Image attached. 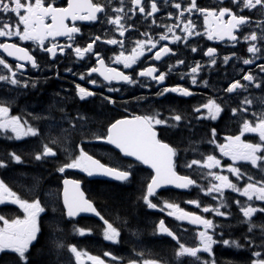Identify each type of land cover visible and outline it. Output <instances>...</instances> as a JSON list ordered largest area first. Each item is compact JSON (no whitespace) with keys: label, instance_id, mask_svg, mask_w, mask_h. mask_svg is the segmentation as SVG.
Instances as JSON below:
<instances>
[{"label":"snow or ice","instance_id":"obj_1","mask_svg":"<svg viewBox=\"0 0 264 264\" xmlns=\"http://www.w3.org/2000/svg\"><path fill=\"white\" fill-rule=\"evenodd\" d=\"M163 4L167 7L168 18L175 15L177 23L175 25H158L165 29L164 33L159 35L158 39L153 37L146 31L138 33L142 39L131 40L132 35L129 33L130 43L134 46L130 50V54L126 55L124 40L110 38L102 40L101 35H92L90 37L77 36L81 34V27L77 22L96 23L100 22L112 25L119 32L120 37L125 36L128 29L122 24V20L128 17V12L135 15L137 12L142 14L144 19L154 17L157 13H161L157 0H130L128 11H125V0H105L101 3L99 0H0V16L6 17L7 21L0 20V38H16V42H0V51L4 55H0V82L5 86H11L13 89H27L30 86L36 87V80L24 78L25 72L28 70L26 65H30L33 70H40L43 66L45 57L50 61L56 62L58 52L60 56H64L66 50L67 55L75 57L81 61L88 62L95 58V66H88L86 75L92 77L93 73H97L107 82L105 85L108 93H116L115 98L111 95L103 96V101L112 105L113 108L124 107L127 110L129 101L123 99L124 91L129 88L124 86L140 87L154 86L156 88V97L167 98L168 94H175L180 97H193L195 94L188 87L181 84L169 86L165 83L173 68L184 65L189 69L186 73H180V79L185 76L190 77L191 85L197 84V77L203 65L200 61H192L185 64V59L176 56L173 48L169 44L178 45L184 43L190 47L192 53H197L199 41L189 43V38L206 37L208 41H224L225 39L239 43V38L243 41L250 42L247 52L252 54V58L243 59V65L255 64L259 68L260 73H264V27H261L260 35L256 31L248 32L252 23L249 13L255 11L264 15V0H216L209 6H201L197 0H163ZM187 13V15H185ZM227 17V19H225ZM202 18L203 31L197 28V21ZM14 20V24L11 22ZM155 24V19L151 21ZM264 24V22H261ZM176 28H180V34L175 32ZM247 32V34H246ZM169 33L171 36H169ZM59 37L66 38V43L60 44ZM91 40L89 43L88 40ZM20 42H31L29 46L22 47ZM97 42H100L99 44ZM167 42V43H161ZM258 44L260 46H258ZM94 45L96 47H94ZM102 45H114L119 47L118 54L116 49H108ZM159 45V47H158ZM235 46V44L233 45ZM31 48V50H30ZM145 51L152 53L145 56ZM108 52H113L108 57ZM200 53L204 57H208L209 65H216L217 59H221V63L227 64L232 56L220 57L216 47H207L206 51L200 48ZM111 63L123 65L125 69H131L135 75L125 74L115 67L107 66L105 58ZM145 57L144 61L140 58ZM165 57L169 59L175 58V65H167V71H160L155 65L144 66L146 61H163ZM7 58H13L16 63L13 65L8 62ZM39 58V59H38ZM257 60L262 61L256 63ZM140 62V69L133 67ZM71 71V69H68ZM243 71V69H241ZM59 75V73H57ZM140 78H144L141 81ZM80 79H85V74L80 75ZM241 80L247 82L241 83ZM202 86L207 87L208 82L201 77ZM90 84L96 85L95 78L88 79ZM113 82L120 85L114 86ZM258 89L264 92V77L253 75L252 71H247L240 79L228 83L223 89L218 99H208L207 102L194 106L191 109L192 115L189 117L186 113L169 109V115H163L159 111L150 113L132 115L131 118L125 117L115 119L106 126L103 133L86 131L88 122L87 117L76 116L71 119L65 118L64 122L68 127L63 128L61 133L54 138H50L49 146L47 143L41 144V151L38 152L34 159L40 161L42 159H51L59 161L58 152L65 155V159L56 167V171L63 174L66 170H76L85 174L86 177L104 176L111 177L119 181H129L133 175L134 169L131 163L127 165H109L101 163L99 159L90 155L86 148L87 142L102 141L114 146L122 154V158L133 157L135 161L141 165H146L152 170L150 174V182L146 184V192L142 199L150 209H156L157 203H153L150 197H157V190L166 186H174L177 189H188L190 186L196 185V181L188 175H179L177 167L183 159L179 146H172L161 138V133L167 132L171 128H192L196 124L204 121H215L222 119L221 113L225 116L231 114V117L241 118L242 124L239 128L238 135H227L224 137L223 143H217L218 134L215 127L210 130V138L208 143L214 145L213 151L219 149L222 157H228L233 162L228 165L227 172L235 176L237 181L243 179L246 175L241 171L244 165L236 166V162L244 161L253 167H259L264 174V108L259 112L251 110L253 100L244 96L236 107H228L227 112L222 104L227 106V101L233 97L243 96L249 88ZM76 94L81 101H86L90 97H95L96 93L88 89L76 85ZM137 102L146 97H135ZM261 105H264V96L257 98ZM14 100L11 98H0V134L8 135V139L17 141L26 137L41 136L39 128L29 124L23 115H12V104ZM206 110V112H202ZM63 111V109H61ZM239 114V116H238ZM30 115V114H29ZM250 116L251 119L246 118ZM229 117V118H231ZM36 119V117H34ZM246 133L258 136V142H246L242 137ZM79 137V143H76L74 137ZM10 159L15 163H21V156L15 152L9 154ZM193 165H200L208 169L207 175L215 181L210 183L205 195L219 193L223 196L224 189H231L233 192H239L243 197L247 198L246 205H242L239 200L235 203L239 207V211L243 214V223L248 225V233H253V229L259 227L260 235L257 238L253 233L252 238L245 235V244L241 245L238 240H230L224 238V232L216 231L218 225H214L211 219H206L202 215H196L192 212H186L175 203L163 202L159 208L161 212H167L168 216H174L177 220H188L191 224L203 225V230L197 233V246H186L180 242L173 231H171L161 219L156 225L160 234L167 235L176 241L178 249L175 253L176 258L190 256L196 258L199 264H217L214 253V246L221 245L224 247L241 248L246 246L251 253L250 264H264V224L257 225L252 218L257 213L264 216V206H254L255 201L264 202V181H254L251 175L247 176L244 186L238 187L237 184L229 180L228 175H221L212 171L221 166V159L214 154H208L201 160L194 159L190 163L186 162L185 167L191 168ZM8 164L0 160V168H7ZM82 181L79 179H63V203L59 216H54L47 227L51 229L49 238L52 240L56 249L66 248L69 253L75 257V264H84L82 257H87L91 264H106L105 259L99 256L89 255L88 253L78 250L75 244L62 242V228L60 225L64 222L73 223V232L79 236L90 235L91 230L75 227V218L81 213H92L103 222V239L113 244L119 243L120 231L114 227L112 223L106 220L100 212H98L89 199L85 198L84 192L81 190ZM259 185V186H257ZM199 187V186H197ZM203 191V189H201ZM216 199L215 196H212ZM187 203L195 204L197 208H201L198 200H190ZM15 206L21 215H13L9 213V207ZM47 203L42 204L39 198L33 197L31 200L22 198L17 192L0 179V254H14L16 264H35L31 249L34 247V241L38 236H43L42 228L45 227L47 220L46 208ZM221 202L219 207L204 206L201 211L203 213H213L216 216H225V212L220 211V207H224ZM57 209L53 208V212ZM44 214V215H42ZM211 229V233L209 232ZM259 239V243L256 240ZM259 249V250H257ZM207 254L208 259H202L201 255ZM105 257H111L112 264H120L122 258H118L111 252H104ZM143 256V253H139ZM128 264H159L156 259H129Z\"/></svg>","mask_w":264,"mask_h":264},{"label":"trees","instance_id":"obj_2","mask_svg":"<svg viewBox=\"0 0 264 264\" xmlns=\"http://www.w3.org/2000/svg\"><path fill=\"white\" fill-rule=\"evenodd\" d=\"M55 83L58 84L55 80L50 82L51 85H55ZM30 102L35 103V101ZM181 102L185 106H188V102ZM38 103H41L46 108L47 116L51 115L49 110L53 105H51V99L40 97ZM63 106L62 104L58 105V109L60 108L61 110ZM78 106L87 109L94 108V111L88 112V118L90 122L93 119L97 121L98 125L86 126V131L91 130L95 132L97 130L99 131L98 133H103L106 128L104 124L116 117V112L112 109L110 110V106L104 104V102H83V104ZM56 119L58 118L56 117ZM45 129H49L47 125L45 127L42 126L39 138L30 137L22 141L8 139L4 134H0V160L8 164L7 168H0V179H4L9 187L22 198L29 200L33 197L39 198L42 204L47 203L49 205L46 208L47 220L45 221V227L42 228L44 235L38 236L34 247L31 249L35 264H75L73 255L66 248H55L52 240L49 238L51 229L47 227V224L51 222L54 216L60 215V212H53V208L57 209L60 205L61 181L64 175L82 180L88 197L95 202L103 216L120 231L119 243L113 246L112 244H104L101 241L103 226L94 219L80 218L75 220V227L93 231V234L90 236L75 234L73 232V223L64 222L60 227L63 230L61 234L62 242L66 245L75 244L78 249H86L96 256H102L104 252L110 251L115 256L122 258L123 263H128L129 259L142 261L149 258L156 259L161 264H199L196 258L187 255L177 259L175 255L178 249L176 241L157 231L156 225L163 219L164 223L179 237L181 243H184L186 246L198 245L197 230L195 228L179 223L175 218L166 215L165 212L152 210L143 202L142 197L146 191V184L151 174L150 171L138 164L132 163L134 172L130 182L127 183L91 180L82 172L75 170H67L63 175L56 171V167L65 159V156L60 152H58V156H60L59 161L51 159L37 161L34 159V156L41 151L42 143H47L51 146L47 137L44 136ZM59 131L58 129L53 130L55 137L60 134ZM188 136L183 134L179 140H166L174 147L179 146L183 159L180 161L177 169L183 173L190 171L184 166L186 159L190 157L189 149H196L200 141L197 137L189 138ZM75 141L79 143L78 140L75 139ZM181 142L189 143L188 148L187 145ZM98 147H102L107 152L105 155L109 157L111 154L116 156L115 159L110 161L104 156L103 152L94 150ZM184 149L188 150L184 152ZM85 150L101 161L112 165L116 163L127 165L129 163L107 145H87ZM12 152L21 156V163H15L10 159L9 154ZM192 158L193 156H191ZM241 171L245 172L246 175L239 181H237L235 176L231 175L232 182L237 184L238 187L242 188L244 186L248 175H251L254 181L264 179L262 177L264 174L262 175L259 169L256 171L249 166H244L241 168ZM192 172L196 185L188 192L182 193L175 190H165L158 194V199L154 197L152 200H155L156 203L159 200V202L166 201L168 203L180 204L183 207L192 208L204 214L213 221L214 225L219 226L216 228L217 232L223 230L224 238L238 240L241 245L245 244L244 238L246 234L249 238H252L253 233L257 238L259 237V227L253 229V233H248V225L242 222L244 219L243 214L235 203L236 200H239L242 205L250 203L246 197L241 196L239 192H233L227 188L223 190V196L219 193L205 195L209 184L215 181L212 180V177L202 172L194 170ZM212 196H215L216 199H213ZM190 200H198L201 208L189 205L187 202ZM221 202L225 206L220 207V211L225 212L227 214L225 216H216L211 212L203 213L201 211L203 206L215 208L219 207ZM254 206H264V202L255 201L254 199ZM158 208H160V205H158ZM9 213L13 215L22 214L15 206L9 207ZM252 220L257 225L264 224V216L259 213L253 216ZM211 231L210 229V233ZM259 242V239H257L256 243ZM139 253H143V256H139ZM214 253L217 264H250V259H254V257H251V253L246 246L235 248L217 245L214 246ZM198 255H201L202 259H208L207 254ZM0 264H16L15 255L11 253L0 254Z\"/></svg>","mask_w":264,"mask_h":264},{"label":"flooded vegetation","instance_id":"obj_3","mask_svg":"<svg viewBox=\"0 0 264 264\" xmlns=\"http://www.w3.org/2000/svg\"><path fill=\"white\" fill-rule=\"evenodd\" d=\"M59 3L60 0H57ZM99 2L103 3L105 0H99ZM158 7L161 8V13H157L154 17H149L144 19L143 15L140 13H136L133 15L131 12H128L127 17L123 19L121 22L124 24L125 28L128 31L125 32L124 37L119 36V32L115 30V27L112 25H101L100 22L96 23H88V22H77V25L81 27V34L77 36V39L80 36L90 37L92 35H101L102 40L117 38L123 39L126 55L130 54L131 48L134 46L133 43H130L129 33H136L132 35L131 40L135 41L136 39H142V36H139L138 33L148 32L153 39H158L159 35L163 34L165 29L163 27H158V25H175L177 23L175 19V15L170 19L168 18L167 12L164 11V8L167 7L163 4V0H157ZM172 2H179V0H172ZM216 2V0H197V3L201 6H211ZM130 6V0H125V11H128V7ZM187 15V13H185ZM251 17L252 23L247 29L248 32L256 31L257 35H260L261 27H264V15H261L258 12L249 13ZM155 19V24L151 23V21ZM227 19V17H225ZM0 20L7 21L6 17L0 16ZM14 24V20L11 21ZM197 28L199 31H203L202 27V18L197 21ZM180 28H176L175 32L177 35L180 34ZM247 34V32H246ZM169 36L171 34L169 33ZM60 44L66 43V38L59 37L57 38ZM199 41L197 48V53H192L190 47H187L184 43H179L178 45L169 44L170 47L173 48V51L176 53V56L185 59V64H189L192 61H200L203 65L200 70L199 76L197 77V84L191 85L190 77L185 76L183 80L180 79V73H186L189 71L184 65H179L176 68H173V71L169 74L168 79H166L165 83L169 86H173L175 84H181L184 87L190 88V90L195 94L193 97H180L175 94H168L167 98L165 97H156L155 92L156 88L154 86H146L140 87L139 84L136 86H124L125 88H129V91H124L123 99L125 101H129L130 104L127 106V110L124 107L113 108L110 106V110L112 109L116 112V117L111 121L106 122L104 126H108L111 122H114L115 119L124 118L132 115H140L145 113H150L153 111H159L163 115H169V109H176L177 111H181L182 113H186L189 117L192 115L191 109L194 106H198L201 103L207 102L208 99H217L219 103L220 100L218 97L223 95L222 89L230 82H234L236 79H240L243 74L247 71H252L253 75H256L258 79L260 77H264V73L259 72V68L253 65H243V59L252 58V54L247 52V47L250 42L243 41L242 37L239 38L240 42L235 43L225 39L224 41H208L206 37L201 39L200 37H191L189 38V43L192 41ZM0 42H16V38H0ZM90 43L91 40L89 39ZM98 44L100 42H97ZM167 43V42H161ZM31 42H20V46L26 47L29 46ZM235 44V46H233ZM258 46H260L258 44ZM94 47H96L94 45ZM104 48L108 49H116L118 54L119 47L114 45H102ZM159 47V45H158ZM207 47H216L218 55L222 58L224 56H231L233 52L236 53L235 56L229 60L227 64L221 63V59H217L216 65H209L208 57L202 56L200 53V48H203L205 51ZM31 50V48H30ZM264 50V49H262ZM114 53L108 52L107 56L111 57ZM0 55H4L2 51H0ZM152 53H148L145 51V56H150ZM59 59L56 62L50 61L47 57L43 62V66L40 70L31 69L30 65H26L28 69L24 78L31 80H36V87L32 88L31 86L27 89H13L11 86H5L2 82H0V98H11L14 100L12 104V115H23L24 119H27L29 124L37 126L40 131L42 126H49L52 123L54 125L59 119L64 117H69V115H74L73 117L78 116L74 112H80V114L84 115V117L88 118V112L94 111V108L91 109L81 108L83 102H104L103 96L111 95L115 98L116 93H108L105 85L107 82L103 81V78L100 77L97 73H93L92 77H88L86 75L88 71V66H95V58H92V61L88 62L86 65L87 57L85 61H81L75 57L67 55V50L64 56H60L58 52ZM8 62L11 64H15L16 61L13 58H7ZM39 59V58H38ZM141 61L145 60V57L140 58ZM167 61L165 64L163 61H146L144 66H153L155 65L160 71H167V65H175V58L169 59L168 57L164 58ZM262 61L257 60V64ZM105 63L107 66L115 67L119 71H124L125 74L135 75L132 73L131 69H125L123 65H116L111 63L109 59L105 58ZM133 67L137 68V71L140 69V62ZM71 69V71H68ZM243 69V71H241ZM59 73V75H57ZM85 74V79L81 80L80 75ZM206 80L208 82L207 87L202 86V81ZM95 78L97 80V84L93 85L88 83V79ZM141 81L144 78H140ZM57 81L58 84L51 85V81ZM241 83H247L241 80ZM79 84L81 87L88 89L89 91H93L96 93L95 97H90L86 101H81L76 94V85ZM114 86L120 87V85L113 82ZM59 93V94H58ZM41 95V96H40ZM146 97V99H141L138 102L134 99L135 97ZM247 96L249 99L253 100V105L251 106V110L259 112L264 105H261L257 98L264 96V92H261L258 89L249 88L248 92H245L243 96L233 97L227 101V106L222 104V107H225V110H228V107H236L238 102ZM41 98H49L51 99L50 113L51 115L47 116V110L43 107L41 103H38V99ZM35 101V103L30 102ZM183 102H188V106H185ZM64 105L62 108L66 109V113H61L60 108L58 109V105ZM104 104H106L104 102ZM57 111V113H56ZM202 112H206V110L202 109ZM227 112V111H226ZM30 114V115H29ZM239 116V114H238ZM36 117V119H34ZM56 117L58 119H56ZM222 119H217L215 121H204L203 123L196 124L192 128H171L165 133H161V138L163 140H179L183 134L189 135L190 138L197 137V139H206L210 138V130L212 127L216 128L218 134V140L224 141V137L227 135H238L239 128L241 127L242 120L238 117H231L229 113L228 116H225L223 113L221 115ZM231 117V118H229ZM251 119L250 116L246 117ZM97 124V121L93 119V121H89L86 126ZM98 125V124H97ZM9 134H5L7 137ZM246 142L253 143L254 141H258V136L251 133H246L244 137H242ZM179 142V141H178Z\"/></svg>","mask_w":264,"mask_h":264},{"label":"rangeland","instance_id":"obj_4","mask_svg":"<svg viewBox=\"0 0 264 264\" xmlns=\"http://www.w3.org/2000/svg\"><path fill=\"white\" fill-rule=\"evenodd\" d=\"M62 109H63V111L60 110V112L58 113V116H59L61 113H66V112H67L66 109H64V108H62ZM225 111H227V110H225ZM74 113H75V114H78V116H83V117H84V115L80 114V112H74ZM222 114H223V113H221V115H222ZM72 117H73L72 115H69V117H67V118L71 119ZM65 118H66V117H64V118H62V119H59L54 125H52V123L49 124L48 128L51 129V130H49V129H45V131H44V136L47 137V139L49 140V142H50V138H54V137H55V134H54V132H53L54 129H58V130H60L59 133H61V131H62L63 128H67V127H68L67 123L64 122ZM31 125H32V124H31ZM32 126H34V125H32ZM34 127H37V126H34ZM44 127H45V126H44ZM95 127H96V125H95ZM37 128H38V127H37ZM96 128H97V127H96ZM95 132L98 133L99 131L95 130ZM59 133H57V134H59ZM188 137H189V136H188ZM26 138H28V137H26ZM26 138H24V139H26ZM189 138H190V137H189ZM24 139H22V140H24ZM216 142H217V143H223L224 141H223V142H222V141H216ZM181 143H183V142H181ZM183 144L187 145V148H188V144H189V143L184 142ZM203 145H209V146H211L212 148H214V145H210V144L208 143V140H204V139H202V140H200V141L198 142V144H197V146H196V149H192V150L189 149V155H190V157L186 159V162L190 163L192 160L196 159V156L206 157V155H208V154H210V153H213V150L208 151V150L203 149V148H202ZM51 146H53V145L51 144ZM186 150H188V149H184L183 151L185 152ZM64 156H65V155H64ZM191 156H193L192 159H191ZM221 161H222V162H221V166H220V168H218V169H213L212 171L217 172V173H219V174H221V175H228L229 180L231 181L232 177H231V174L227 172V167H228V165L232 164L233 162H232V161L230 160V158H228V157H227V159L222 158ZM202 163H203V160L201 161V164H202ZM199 166H200V165H199ZM200 167H201V166H200ZM191 171H192V167H191ZM199 171L202 172V173H204L205 175H207V173H208V169H205V168H203V167H201V168L199 169ZM207 176H208V175H207ZM203 207H204V206H203ZM203 207H202V208H203ZM209 230H210V229H209ZM209 232H210V231H209ZM197 243H198V242H197ZM195 246H196V245H195ZM84 252H86V251H84ZM86 253H88L89 255H91L89 252H86ZM84 258L87 259V257H84ZM101 259H104V258L101 257ZM87 261L89 262V264H91V261H89V260H87ZM105 261H106V260H105ZM106 264H110V263L106 261Z\"/></svg>","mask_w":264,"mask_h":264},{"label":"water","instance_id":"obj_5","mask_svg":"<svg viewBox=\"0 0 264 264\" xmlns=\"http://www.w3.org/2000/svg\"><path fill=\"white\" fill-rule=\"evenodd\" d=\"M96 142H98V141H96ZM102 142V141H101ZM118 150V149H117ZM95 158V157H94ZM128 159H131V160H134L135 161V158H133V157H127ZM102 163V162H101ZM143 166H145L146 168H148L146 165H143ZM149 169V168H148ZM151 170V169H150ZM179 174V173H178ZM179 175H181V174H179ZM90 178H93V179H108V180H115V179H113V178H111V177H104V176H95V177H90ZM67 179H74V178H70V177H67ZM115 181H119V180H115ZM64 187V186H63ZM169 188H172V189H176V190H179V191H186L187 189H177V188H175L174 186H166L165 188H161V189H158L157 190V192L158 191H161V190H164V189H169ZM81 190L84 192V195H85V198H87V194L85 193V191L83 190V183H81ZM88 199V198H87ZM62 203H63V190H62ZM93 203V202H92ZM94 204V203H93ZM95 206V205H94ZM96 208V207H95ZM97 210V209H96ZM98 211V210H97ZM99 212V211H98ZM78 217H93V218H95V219H97V220H99V221H101L98 217H96L94 214H92V213H81L80 214V216H78ZM78 217H76V218H78ZM185 222H187V223H189V221L188 220H184ZM102 222V221H101ZM103 223V222H102ZM189 224H191V223H189ZM194 226H197V227H203V225H198V224H193ZM83 259V258H82ZM84 260V259H83ZM84 264H86L85 263V260H84Z\"/></svg>","mask_w":264,"mask_h":264}]
</instances>
